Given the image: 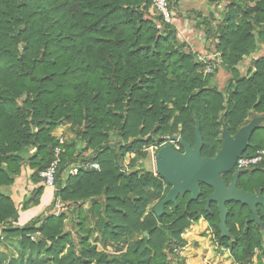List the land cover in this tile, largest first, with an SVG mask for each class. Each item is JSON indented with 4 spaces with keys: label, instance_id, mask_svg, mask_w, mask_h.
<instances>
[{
    "label": "trees",
    "instance_id": "obj_1",
    "mask_svg": "<svg viewBox=\"0 0 264 264\" xmlns=\"http://www.w3.org/2000/svg\"><path fill=\"white\" fill-rule=\"evenodd\" d=\"M167 1L174 16L180 0ZM209 1L224 2L216 27L211 19L203 21L207 38L216 41L220 67L231 74L224 90L211 85L219 69L203 73L196 55L179 41L175 24L159 11L150 16L153 0H0V230L7 239H21L19 262L11 257L7 263L0 253V264H171L175 248L184 245L182 234L201 216L238 263L252 264L258 250L264 258V206H258L261 227L249 207L228 203L229 239L219 230L217 204L207 210L212 188L201 185L198 201L179 197L178 206L168 204L158 217L154 210L171 186L143 169L126 172L160 136L180 135L194 146L198 123L202 156L213 158L223 145L224 124L235 136L252 119L264 117V54L252 59L245 75L237 69L263 50L264 0ZM64 123L78 129L75 143L61 144L53 135ZM90 150L94 154L87 161L98 162L101 170H81L63 180L81 152ZM262 150L264 121L243 157ZM57 159V190L50 188L54 200L47 209L60 201L78 210L59 216L40 212L19 225L20 211L45 204L41 173ZM28 169L37 186L32 194L19 202L1 191ZM233 176L223 178L231 183ZM238 188L261 189L264 196V163L242 174ZM153 197L158 203L147 212ZM87 204L101 241L91 245L81 219L79 249L67 226L76 213L80 219ZM136 234L142 238L121 247Z\"/></svg>",
    "mask_w": 264,
    "mask_h": 264
},
{
    "label": "rangeland",
    "instance_id": "obj_2",
    "mask_svg": "<svg viewBox=\"0 0 264 264\" xmlns=\"http://www.w3.org/2000/svg\"><path fill=\"white\" fill-rule=\"evenodd\" d=\"M224 2L211 4L209 0H180L179 4L173 7L174 16L171 19V23H174L179 33V41L181 43H186L187 47L191 49L190 52H193L196 55L197 62L200 64L199 56H204L207 53L215 51L216 41L214 38H207L205 25L203 24L204 19H211V22L214 27H216L222 20L223 15L221 9ZM159 15L158 10L155 6L150 9V16L156 18ZM214 16L213 18L211 16ZM264 48V46H263ZM188 48L184 49V52H188ZM213 54V53H210ZM263 56L262 53H258L251 58L245 60L237 68L240 70L242 75L246 74L247 67L243 65L244 63L248 64L252 61L253 58ZM221 57L218 58L217 68L219 69L218 74L212 79L211 85L216 86L222 90L228 85L229 80L231 79V74L225 69L220 67ZM204 73V72H203ZM78 129H73L70 124L64 123L59 126L54 132V136L66 143H75L78 140ZM176 137L182 138L180 135H175ZM171 137L174 136H160L154 145H151L147 150H143L147 153L145 158H140L137 163V167L133 170L127 169V173L131 174L137 170L143 169L144 172H151L156 174V163L153 159V150L156 147H160L163 144H166L171 141ZM160 140H163L162 144H158ZM87 143H83L82 148H84ZM82 156L77 161L82 163L88 159H92L93 150L89 152H81ZM95 157V156H94ZM29 170V169H28ZM31 171V170H30ZM28 173V172H27ZM67 176V172L63 174L62 179L64 180ZM7 189H2V192L6 193ZM9 191V189H8ZM261 192V189L255 190L253 193ZM54 200V199H53ZM158 198L153 197V202L147 209V212L151 210L152 207H155L158 203ZM103 201V200H102ZM63 206V212H72L77 208L70 206V204H64L59 201ZM43 204V202H42ZM78 210V209H77ZM42 214L50 215L53 213V208L47 209V206L44 204L40 210ZM80 219L77 218V213L75 216L68 221L67 230L73 233L75 241H77V247L83 248V245L79 242V236L81 235L80 222L81 219L85 222L87 235H90L91 245H94L95 242L101 241L100 234L97 231V218L93 215L91 211V204H87L83 207V211ZM239 229V225H237ZM264 229V228H263ZM229 230V229H228ZM230 232V231H229ZM232 237V236H231ZM231 237L229 239H231ZM36 238V236H34ZM142 238V234H136L131 238H127L122 241L121 247L125 245H132L136 243L139 239ZM182 240L184 242L183 246H178L175 248L174 256H171V264H240L232 256L229 249L221 244L219 237L217 236L213 226L208 222L205 216H201L198 220H195L191 223V226L182 234ZM21 239L19 237L10 238L6 240V243L2 245L1 252L4 257H6L7 263L12 260L11 257H15L14 261L19 262L21 257ZM104 248L107 249V244L104 245ZM10 255V256H9ZM260 251H256L252 264H264V258L259 259ZM25 260V264H27ZM39 261V259H38ZM37 264H44L43 261L38 262Z\"/></svg>",
    "mask_w": 264,
    "mask_h": 264
},
{
    "label": "water",
    "instance_id": "obj_3",
    "mask_svg": "<svg viewBox=\"0 0 264 264\" xmlns=\"http://www.w3.org/2000/svg\"><path fill=\"white\" fill-rule=\"evenodd\" d=\"M264 117H257L241 128L235 136H232L223 125V145L219 153L211 157H203L204 146L200 125L196 124V143L188 144L180 137H171V141H178L183 153L174 149L169 144L162 147L156 156V174L171 186L166 197L154 210L158 217L165 214V207L173 203L178 206L179 197L190 195L189 202L198 201L203 195L201 185L213 189V193L207 198V210L212 203H216L220 214L219 230L223 237L230 238L227 227L228 208L231 202H240L250 208L253 221L263 227L258 206H264V196L258 191L256 194L238 188L239 178L243 172H235L233 180L228 185L224 175L231 174L235 169L239 158L248 150L253 133L261 126Z\"/></svg>",
    "mask_w": 264,
    "mask_h": 264
},
{
    "label": "built area",
    "instance_id": "obj_4",
    "mask_svg": "<svg viewBox=\"0 0 264 264\" xmlns=\"http://www.w3.org/2000/svg\"><path fill=\"white\" fill-rule=\"evenodd\" d=\"M153 1H154L155 7L157 8L159 12L163 14L165 20L171 23L170 21L173 17V13H171V11L169 10L168 1L167 0H153ZM210 53H213V54H210ZM210 53H207L204 56H199V61L204 66L203 71L205 75L215 74L217 70V61H218V58L220 57V54L215 51L210 52ZM60 142L61 144L64 143V141L62 140H60ZM169 144H171L174 147V149L177 151L182 150V146L178 141H170L166 144L161 145L160 147H156L153 150H151L153 153L154 162L156 160L158 151L162 147L169 145ZM59 154H60V150H57V155ZM59 163H60V160L57 159L55 162L51 164V166L46 171L41 173V177L43 178L45 185L53 189L54 191L57 190L56 176H57V172L59 168ZM263 163H264V150L260 151L256 156H252V157L242 156L241 158H239L237 165L235 169L233 170V172L235 173V172L248 171ZM81 170L100 171L101 167H100V164L96 161H86L83 163H77V164L72 165L68 170H66L67 172L66 178H68L69 176L78 175ZM63 209L64 208L61 205V203H57L53 209V213L56 216H59L63 212ZM6 240H7L6 235L3 233L2 230H0V250L2 248V245L6 243Z\"/></svg>",
    "mask_w": 264,
    "mask_h": 264
},
{
    "label": "crops",
    "instance_id": "obj_5",
    "mask_svg": "<svg viewBox=\"0 0 264 264\" xmlns=\"http://www.w3.org/2000/svg\"><path fill=\"white\" fill-rule=\"evenodd\" d=\"M260 53L264 54V48ZM243 65L245 66L244 68H246L248 65L247 70H246V73H247V71L251 67V62H249L248 64L244 63ZM30 173H32V171L28 170V173H24V175L18 179L16 184L9 189V191L6 190V192L11 194L19 202H22V200L26 196H29L30 194H32L33 190L37 187L36 185L31 183V181L29 179ZM53 199H54V192L50 188L45 187V191H44V194L41 198V202H43V204L45 203V205L48 208L50 206V204L52 203ZM42 207L43 206L34 207V208L30 209L29 211H25V212L20 211V214H19L20 218H19L18 224L23 226L27 222H29L32 218L38 216L40 214V210L42 209Z\"/></svg>",
    "mask_w": 264,
    "mask_h": 264
},
{
    "label": "flooded vegetation",
    "instance_id": "obj_6",
    "mask_svg": "<svg viewBox=\"0 0 264 264\" xmlns=\"http://www.w3.org/2000/svg\"><path fill=\"white\" fill-rule=\"evenodd\" d=\"M179 152H181V153H183V148H182V150H180ZM227 183H228V181H227ZM230 183H228V185H229ZM241 189V188H240ZM255 194V193H254Z\"/></svg>",
    "mask_w": 264,
    "mask_h": 264
}]
</instances>
